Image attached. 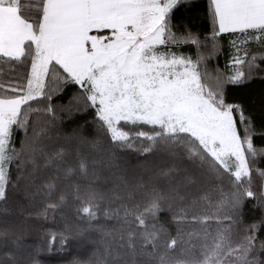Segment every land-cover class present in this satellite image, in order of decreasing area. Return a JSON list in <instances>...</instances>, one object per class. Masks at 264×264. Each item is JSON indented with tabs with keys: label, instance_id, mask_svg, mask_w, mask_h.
I'll use <instances>...</instances> for the list:
<instances>
[{
	"label": "snow or ice",
	"instance_id": "obj_1",
	"mask_svg": "<svg viewBox=\"0 0 264 264\" xmlns=\"http://www.w3.org/2000/svg\"><path fill=\"white\" fill-rule=\"evenodd\" d=\"M195 5L0 0V264H264V111L229 96L264 80V0ZM17 209L63 226L33 245Z\"/></svg>",
	"mask_w": 264,
	"mask_h": 264
},
{
	"label": "trees",
	"instance_id": "obj_2",
	"mask_svg": "<svg viewBox=\"0 0 264 264\" xmlns=\"http://www.w3.org/2000/svg\"><path fill=\"white\" fill-rule=\"evenodd\" d=\"M33 0H22V4L27 5L32 3ZM204 8H205V0H196V5L191 10L184 13V19L194 25L195 29L203 31V28L206 26V21L204 19ZM28 9H25L27 11ZM222 46L223 50L218 55L216 59H212L208 62L209 70L215 71L216 67L219 66L221 70L226 69L227 65V58L229 53V38L225 35L222 38ZM187 52L188 50L185 49ZM193 58H195L194 49ZM0 78L9 79L10 75L7 69ZM75 91L73 86H68L65 88V91L62 93L57 94L53 97V102L56 104H68L69 98L71 97L72 93ZM230 99H237L244 103L245 107L252 113H254L257 117L260 116L261 112L264 111V80H261L259 77L251 81L246 87L234 88L231 89L229 93ZM87 118V117H86ZM78 123H83L82 120H75V121H68L66 120L64 123L63 131L66 133H70L72 129ZM91 132V128L86 129V134ZM23 135V133H21ZM256 143L259 145V139L256 140ZM17 146H19V141L17 140ZM127 162L131 165L137 164L138 161H142L143 157L139 156L137 153L129 152L126 155ZM260 166L264 167V161L260 162ZM74 212L73 209L69 210L70 217L75 220V217L72 215ZM245 217L247 219H251L254 215L259 214V210L253 209L252 205L249 204L244 209ZM162 220H167L168 226L173 234H175V226L172 224L170 220V214L167 212H162L160 214ZM18 220L27 219L28 224L30 225L31 231L26 236V242L31 243L33 245H37L42 242V238L45 235V232L49 228L59 229L63 226L61 218L59 216L56 217V221L53 220H43V219H36L35 217L27 218L25 216H20L18 214L14 217ZM77 223H83L82 221H76ZM260 236L264 238V233H260ZM74 243V242H70ZM72 252L76 251V248L73 247ZM68 255V253H48L45 251L41 254L40 260L42 264H61V261Z\"/></svg>",
	"mask_w": 264,
	"mask_h": 264
}]
</instances>
